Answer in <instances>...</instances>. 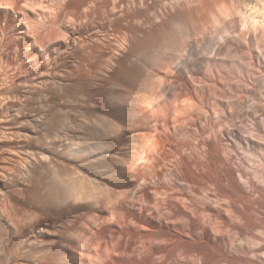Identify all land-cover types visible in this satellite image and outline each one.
<instances>
[{
    "label": "bare ground",
    "instance_id": "bare-ground-1",
    "mask_svg": "<svg viewBox=\"0 0 264 264\" xmlns=\"http://www.w3.org/2000/svg\"><path fill=\"white\" fill-rule=\"evenodd\" d=\"M53 93L63 102L45 108L41 100ZM16 98L23 105L13 107ZM29 107L33 110L26 113ZM26 122L34 127L23 126ZM19 134L29 137L27 150L18 143ZM10 141L29 153L32 186L20 195L35 210H23L14 199L5 213L0 204V264H264V190L259 186L264 184V0H0L1 151ZM165 145L192 173L195 162L184 157L185 145L204 160L229 159L235 148L245 150L238 171L221 161V173L203 160L204 168L215 169L218 183L224 177L228 181L220 214L199 212L209 213L207 224L197 222L203 217L195 214L193 197L182 199L188 211L182 210L181 219L173 207L164 209L159 194L148 223L156 230L151 239L145 241V235L141 244L131 246L118 238V252L112 227L113 232L107 230L112 237L105 236L115 242L113 252L102 255L97 249L98 257L90 258L75 248L78 231L69 213L46 215L62 198H78L74 179L82 169L100 175L104 167L113 181L123 180L131 197L138 196L135 169L158 178ZM175 172L164 178L177 181ZM98 223L89 229L90 237L97 235ZM183 235L189 237L185 245ZM85 243L83 250H93Z\"/></svg>",
    "mask_w": 264,
    "mask_h": 264
},
{
    "label": "rangeland",
    "instance_id": "rangeland-1",
    "mask_svg": "<svg viewBox=\"0 0 264 264\" xmlns=\"http://www.w3.org/2000/svg\"><path fill=\"white\" fill-rule=\"evenodd\" d=\"M183 52V51H182ZM182 52H180V54H182ZM183 54H184V52H183ZM55 93H53V95H51L50 94V96H49V98H48V101L47 100H45V99H47V98H43L44 100H41V102L43 101V102H45L46 103V106H47V103L49 104V105H51L52 106V108L51 109H54L53 107H58L57 105H59V103H61L60 101H62V99L60 100V98H59V96L58 97H56L55 95H57V94H55ZM53 97V98H50V97ZM55 97V98H54ZM18 99V100H17ZM54 99V100H53ZM18 101V103H17V101ZM16 100H14V103L13 104H15L13 107H16V106H19L18 104L20 103H23V100L22 99H19V98H16ZM22 100V101H21ZM57 100V101H56ZM19 101H21V102H19ZM47 101V102H46ZM53 101V102H52ZM12 102L13 101H11V103H10V105L12 106ZM43 102H42V104H43ZM52 102V103H51ZM57 102V103H56ZM63 102V101H62ZM51 103V104H50ZM17 104V105H16ZM54 104V105H53ZM56 104V105H55ZM21 105H23V104H21ZM20 105V106H21ZM43 105H45V104H43ZM48 105V106H49ZM46 106H44L45 108H49L50 109V107H46ZM29 108H30V110H29ZM29 108H25L24 109V111L26 112V113H28V112H32L31 110H33V108H31V107H29ZM28 111V112H27ZM27 123L28 122H26V124L25 125H23V126H26L27 125ZM30 124V123H29ZM26 127H28V128H30V127H34L33 126V124H31V125H29V126H26ZM31 129V128H30ZM30 129H27V128H25V130L22 128L21 130H23V131H28V130H30ZM20 135V134H19ZM20 137H22V142H19V141H21L20 139ZM20 137H19V139H17V141H18V143L19 144H23V146L25 145V144H27V143H29V142H27V139H28V141H29V137H27V135L25 136V135H23V134H21L20 135ZM23 137H24V139H23ZM25 137H27L26 138V140H25ZM33 139V140H32ZM31 139V143H32V145H33V143H34V145H35V142H36V144H38L37 143V139L35 140L34 138H32ZM35 140V141H34ZM17 141H15V142H17ZM24 141V142H23ZM8 142V141H7ZM7 142H4L5 144L7 143ZM13 142V141H12ZM11 141H10V144L11 145H9V143H8V145H9V147L8 146H6L5 147V150L3 151H1V149H0V156H4V154H6L5 155V160L3 159L2 160V163L4 164V167L1 169L0 168V204L3 206H1L2 207V209H3V211L5 210V213H7V211H8V209H10V207L12 206V205H14L15 203L17 204H21V205H23V207H22V209L23 210H28V211H30V210H35V208H34V205L32 204V203H30L27 199L26 200H23V199H25V198H23V196H21L20 194L22 193V191H23V189H24V187H25V189L24 190H27V189H29L31 186H32V184H31V172L29 171V155H27V154H29V153H27V154H25V150H23V149H25L26 148V146H24V147H22V149L21 148H18V150H17V148H16V146L12 143ZM14 142V143H15ZM26 142V143H25ZM225 143V145H229L228 143H226V142H224ZM16 144V143H15ZM7 145V144H6ZM13 145V146H12ZM33 145V146H34ZM15 146V147H14ZM35 146H37V145H35ZM167 145H165L164 147V150H163V152H162V154H161V156H159V161H160V163L161 164H159V165H161V166H159L158 167V172H160V170H161V172L159 173L160 175V177L158 176V178H159V180H158V178H155L154 176H155V174L153 175V174H151L152 172L150 171H148V170H144L142 167H139V168H137V169H135V170H138V171H136V172H134V173H136V174H134L135 176L137 175V176H139V179H137V180H139L140 182H139V185L141 186L140 187V192H139V194H138V196H134V198L133 197H131V195H129L130 193H128L127 191V187H126V185L124 184V182L122 183L121 182V178H119V179H121L120 181H119V179H117L118 180V182L115 180V181H113L114 179L112 178V177H109L110 175H109V173H107V172H105L104 173V171L106 170V168H104V167H102L101 168V170L103 171L102 173H100L101 172V170H99V172H98V174H100V175H97V172H95L94 174L93 173H91V172H88V170L86 171V170H84V169H82V170H80L79 171V174H83V175H85L83 178H80L81 177V175H78V173H77V175H76V179L77 180H75L74 179V181L76 182V187H77V189H78V191H77V189H76V191L78 192L77 194H78V198L76 199V198H74V199H71L70 201L68 200V198H62L60 201H57V203L58 204H56L55 206L59 209V207H60V209H59V211H58V209L57 208H55V209H53V212L54 213H57V214H54L53 212V214H50V213H48V214H46V215H57V217H58V215H65V214H68L69 216H70V218H71V221L72 220H74L73 222H71V224L72 225H76V227H77V233H75L74 234V236L73 237H75L74 239H75V242H77L75 245V248L77 249V250H79V251H81V249H82V251H85V253H87V254H89L88 255V257H90V255H92V257H98V255H97V253H98V251L100 250V252L102 251V253H100V254H106L107 255V252H109L110 253V249H111V246L113 247L114 245H115V242H117V244L119 243V241L121 240V243L124 241V244H125V242L128 240L129 241V243H131V246H132V244H134L135 246L136 245H139V244H141L142 242V239H144L145 237H147V238H145V241L147 240H149V239H151L152 237H153V233L156 231H154V228H151L152 226L151 225H149V224H151V222L149 223V221H153V219H154V217H153V219L151 218L152 216H154V209L155 208H152V206H154V204L152 203V202H154L155 203V207H156V205H157V200L159 199L160 200V198H162L163 197V199H165L164 201H165V203L164 204H166V205H164L165 207H164V209H166V208H168L167 206L169 205V207H173V208H175V209H173L172 208V210H174L173 211V214L176 216V214L177 215H180V218H181V216H182V214L183 213H186L188 210H187V208H186V206H184L185 205V203L183 202V198H186V197H188V198H190L191 199V197H193L192 198V200H193V202H194V204L193 205H195V206H193V209H197L198 210V212L197 211H194L195 212V214L197 215V213H198V217L199 218H202L203 217V219H198V221L197 222H199V221H201L200 222V224L202 225V222L203 223H206L205 221H207L208 222V217H207V215L209 216V213L211 214V212H212V215H219L220 213H219V211L221 212V210H223L222 208V205H225V188H227V187H225V186H227V180L225 179V177H224V179H225V181L223 182V180L220 182L219 181V183H218V181H217V178H216V176H215V173L214 172H216L215 171V169L213 168V167H217V168H219V170H218V172H221V171H223V168H224V166H225V164H226V166L228 167V168H231L232 170L234 169V171L236 170V171H238L239 170V168L241 169V164H242V160L244 159V157H245V150L244 149H242V148H235V151H236V153H235V151H234V153H232V154H230L229 155V159L228 158H226V157H224V156H220V157H215V160H208V159H206V160H204V157H202V156H200V152L198 151V150H196L195 148H194V150H193V148H191V150H186V149H188L187 147H186V145H185V147L184 148H182V149H185V152H183L184 154H185V158H187V160L192 164V161L193 162H197L198 161V163H201V165L199 164L198 165V163H194L193 164V170H194V173H192L191 171H187V169L185 168H183V166L181 167V163L179 162V161H177V159H178V157L176 156V154L175 153H173V151L172 150H169L170 148H168L169 146H167ZM230 147H234L233 145L231 146V144L229 145ZM10 149L11 147H14L15 149H16V151L18 152H16L15 150H14V152H13V155L11 154V152H9V149ZM14 148H11V150L10 151H13L12 149H14ZM20 149V150H19ZM23 152H22V151ZM26 150H27V148H26ZM5 151H7V152H9L10 154H8V156H7V153L5 152ZM170 151H172V153L170 152ZM191 151V152H190ZM3 152V153H2ZM190 152V153H189ZM195 152V153H194ZM198 152V153H197ZM171 153V154H170ZM192 153V154H191ZM200 153V154H199ZM164 154V155H163ZM168 154V155H167ZM173 154H175V156L173 157ZM183 154V155H184ZM194 154V155H193ZM23 155V156H22ZM165 155H166V158H163V157H165ZM3 156L2 157H0L1 159L3 158ZM7 156V157H6ZM10 156V157H9ZM22 156V157H21ZM193 156H195V158L193 157ZM28 157V158H27ZM175 157H177L176 159H175ZM200 157V158H199ZM202 157V158H201ZM224 157V158H223ZM223 158V159H222ZM16 159V160H15ZM28 159V160H27ZM196 159V160H195ZM201 159V160H200ZM218 159V160H217ZM26 160V161H25ZM175 160V161H174ZM179 160V159H178ZM203 160L204 161H206V162H204V163H206V165L207 164H211L212 163V165H213V167H212V165H209V167H212L213 169H207V168H204L205 166L202 164V162H203ZM228 160V161H227ZM177 161V162H176ZM221 161H223L222 162V164H224V166L221 164ZM226 161V162H225ZM9 164H8V163ZM168 164H167V163ZM178 162H179V164H180V166H179V164H178ZM215 162V163H214ZM166 163V164H165ZM170 163H173V164H170ZM176 163H177V165H176ZM217 163H219V164H217ZM56 167H61L62 165H60L59 166V164H61L60 162L59 163H57L56 162ZM15 165V166H14ZM165 165V166H164ZM177 167H176V166ZM196 165H198L199 167H196ZM174 166V167H173ZM179 166V167H178ZM200 166H201V169L203 170V171H201V169H200ZM219 166V167H218ZM220 166H222L221 168H220ZM240 166V167H239ZM6 167H8V168H6ZM11 167V168H10ZM20 167L22 168L21 169V171H20ZM25 167V168H24ZM167 167V168H166ZM203 167V168H202ZM10 168V169H9ZM14 168V169H13ZM27 168V169H26ZM57 168V169H58ZM140 168H142V170L140 169ZM197 168V169H196ZM18 169V170H17ZM26 169V170H25ZM60 169V168H59ZM58 169V170H59ZM105 169V170H104ZM169 169V170H168ZM179 169V170H178ZM182 169V170H181ZM195 169H196V171H195ZM204 169H206V170H204ZM238 169V170H237ZM2 170H3V172H4V174H2ZM10 170V171H9ZM24 170V171H23ZM134 170V171H135ZM172 170H174V171H176L175 173H177L176 174V177H177V181H176V179L174 180V179H171L170 180V178H168V176H167V178H164V177H166V175L164 176V174H166L168 171H172ZM185 170H186V172H185ZM199 170V171H198ZM210 170H213V173H214V176H213V173H212V171H210ZM6 171V172H5ZM7 171H9L8 173H7ZM26 171H28V172H26ZM82 171V173H80ZM85 171V172H84ZM145 171V172H144ZM147 171V172H146ZM181 171V172H180ZM205 171H210L209 172V174L208 173H206ZM16 172V173H15ZM188 172V173H187ZM198 172H199V174H198ZM202 172H205V173H202ZM9 174V175H7V174ZM15 173V174H14ZM22 174V175H20V174ZM27 173V174H26ZM141 173V174H140ZM147 173V174H146ZM151 174V175H153V176H151V175H149V174ZM162 173V174H161ZM181 173H183V174H181ZM197 173V174H196ZM221 173H223V172H221ZM220 173V174H221ZM192 176H191V175ZM209 176H208V175ZM210 174H211V176H210ZM88 175V176H87ZM102 175V176H101ZM107 175V176H106ZM186 175V176H185ZM194 175V176H193ZM196 175H197V177H196ZM200 175V176H199ZM202 175V176H201ZM2 176V177H1ZM11 176H12V180H10L11 179ZM80 176V177H79ZM90 176V177H89ZM100 176V177H99ZM136 176V178H138ZM145 176V177H144ZM188 176H189V178H188ZM198 176H199V178H198ZM205 176V177H204ZM207 176V177H206ZM7 177H10V178H7ZM79 179H78V178ZM141 177V178H140ZM152 177V178H151ZM156 179H154V178ZM200 177L203 179V178H205L203 181H202V179H200ZM214 179H213V178ZM21 178V179H20ZM24 178H26V179H24ZM91 178H92V180H91ZM147 178V179H146ZM193 180H192V179ZM196 178V179H195ZM198 178V179H197ZM207 178V179H206ZM211 178V179H210ZM15 179H17V181L15 180ZM28 179V180H27ZM146 179V180H145ZM180 179V180H179ZM23 180V181H22ZM85 180V181H84ZM97 180V181H96ZM99 180V181H98ZM175 182H174V181ZM195 180V181H194ZM197 180V181H196ZM214 180H216L217 181V183H216V181H215V183H214ZM19 181V182H18ZM113 183H112V182ZM123 181V180H122ZM156 181V182H155ZM180 183H179V182ZM202 183H201V182ZM206 181V182H205ZM227 181V182H226ZM12 182V183H11ZM78 182V183H77ZM111 182V183H110ZM116 184H115V183ZM194 182H195V184H194ZM197 182H199L198 184H197ZM11 183V184H10ZM25 183V184H24ZM29 183V184H28ZM146 183V184H145ZM156 183V184H155ZM183 183V184H182ZM240 183H242V184H239V186L242 188V190L246 193V194H248V195H253V189L251 188V189H249V188H246L247 186L246 185H244V183L243 182H240ZM148 184V185H147ZM200 184H202L203 186H200ZM221 184V185H220ZM226 184V185H225ZM24 185V186H23ZM91 185H93V186H91ZM123 185V186H122ZM125 185V186H124ZM177 185V186H176ZM181 185V186H180ZM184 185V186H183ZM197 185V186H196ZM205 185V186H204ZM223 185V186H222ZM15 186V187H14ZM175 186V187H174ZM221 187V189H222V191H219V192H217L219 189H220V187L219 188H216V187ZM246 186V187H245ZM259 186L261 187V188H263V190H264V184H259ZM22 189H21V188ZM28 187V188H27ZM90 187V188H89ZM204 187V188H203ZM206 187V188H205ZM209 187V188H208ZM15 188V189H14ZM27 188V189H26ZM156 188V189H155ZM175 188V189H174ZM180 188V189H179ZM197 188V189H196ZM214 188H215V190H214ZM240 188V189H241ZM18 189V190H17ZM90 191H89V190ZM178 189V190H177ZM218 189V190H217ZM220 189V190H221ZM17 190V191H16ZM21 190V191H20ZM181 192H180V191ZM184 190H186V191H184ZM196 190V191H195ZM12 191V192H11ZM156 191V192H155ZM194 191V192H193ZM198 191V192H197ZM212 191V192H211ZM224 191V192H223ZM248 191V192H247ZM249 191H251V193L249 192ZM2 192V193H1ZM5 192V193H4ZM172 192V193H171ZM206 192V193H205ZM11 193V194H10ZM17 193V194H16ZM81 193V194H80ZM142 193V194H141ZM223 193V194H222ZM12 196V198H11V196ZM79 194H80V196H79ZM83 194V195H82ZM160 194V198H158L159 195ZM162 194V195H161ZM170 194V195H169ZM175 196H174V195ZM198 194V195H197ZM221 194V195H220ZM144 195V196H143ZM156 197H155V196ZM166 195H168V197L166 196ZM186 195V196H185ZM191 195V196H190ZM8 196V197H7ZM18 196V197H17ZM153 196H154V198H153ZM162 196V197H161ZM166 196V197H165ZM179 196V197H178ZM79 197H81V198H79ZM143 197V198H142ZM165 197V198H164ZM171 197V198H170ZM173 197V198H172ZM182 197V198H181ZM158 198V199H157ZM167 198V199H166ZM175 198V199H174ZM180 198V199H179ZM196 198V199H195ZM200 198V199H199ZM215 198V199H214ZM222 198V199H221ZM17 199V202H15V200ZM22 199V200H21ZM81 199V201H79L78 202V200H80ZM85 201H84V200ZM136 199V200H135ZM157 199V200H156ZM225 201H224V200ZM12 200V201H11ZM67 202H66V201ZM76 200V201H75ZM117 200H123V201H120V203L117 201ZM133 200H135V201H133ZM158 200V201H159ZM167 200V201H166ZM179 200V201H178ZM198 200V201H197ZM207 200V201H206ZM208 200H210V201H208ZM65 201V203H63ZM75 201V202H74ZM130 201V202H129ZM145 201V202H144ZM148 201H149V203H152V204H149L148 203ZM178 201V202H177ZM216 201V202H215ZM221 201H223V202H221ZM5 202V203H4ZM15 202V203H14ZM25 202H27V203H25ZM29 202V203H28ZM119 204H118V203ZM121 202H122V206H120V204H121ZM124 202V203H123ZM129 204H128V203ZM135 202V203H134ZM143 203V206H141L142 205V203ZM167 202H168V204H167ZM171 202L174 204H171ZM181 202H183V203H181ZM81 203V204H80ZM131 203H133V204H131ZM140 203V204H139ZM61 204V205H60ZM116 204H118V205H116ZM123 204H124V206H123ZM134 204H135V206H134ZM149 206H148V205ZM176 204V205H175ZM216 206H215V205ZM9 205H11V206H9ZM63 205V206H62ZM131 205V206H130ZM139 205L141 206L140 208H139ZM172 205V206H171ZM182 205V206H181ZM220 205H221V208H220ZM238 205H240V206H238V207H240V208H242L243 207V205H242V203H239ZM64 206H66V207H64ZM77 206V207H76ZM117 206V207H116ZM127 206H128V208H127ZM144 206H146V207H148L147 209H146V207H144ZM151 206V207H150ZM184 206V207H183ZM210 206V207H209ZM6 207V208H5ZM29 207V208H28ZM121 207H123V209L121 208ZM125 207V208H124ZM135 207V208H134ZM143 207V209H145V210H143V209H141ZM62 208V209H61ZM64 208V209H63ZM70 208H72V209H70ZM116 208V209H115ZM131 208V209H130ZM177 208H181L180 210H181V212H180V214L179 213H176V211L175 210H177L178 212H179V209H177ZM185 208H186V210H185ZM7 209V210H6ZM66 209V210H65ZM152 210L151 212L153 213H150L148 210ZM202 209H205L206 211L208 210V212H206V214L204 215V216H202L201 215V213H199V212H201L202 211ZM61 210V211H60ZM69 210V211H68ZM182 210H184L183 211V213H182ZM210 210V211H209ZM68 211V212H67ZM132 211V212H131ZM204 211V210H203ZM218 211V212H217ZM262 211V210H261ZM64 212H65V214H64ZM141 212H143V213H141ZM145 212V213H144ZM147 212H148V214H147ZM263 212V211H262ZM83 213V214H82ZM264 213V212H263ZM74 214V215H73ZM110 214H113V215H111L110 216ZM150 214H152L151 216H150ZM45 215V216H46ZM115 215V216H114ZM128 215V216H127ZM146 215V216H145ZM117 216V217H116ZM183 216H184V214H183ZM76 217V218H75ZM80 217V218H79ZM99 217V218H98ZM107 217V218H106ZM114 217H116V220H115V218ZM126 217H128V218H126ZM179 217V216H178ZM205 217V218H204ZM207 217V218H206ZM105 218V219H104ZM109 218V219H108ZM111 218V219H110ZM118 218H119V220H121V221H119L118 223H116V225H115V223L114 222H117L118 221ZM133 220H132V219ZM148 218V219H147ZM122 219H123V222L125 221H127L126 222V225L128 224L129 226L127 227V226H124V224H122L123 222H122ZM131 219V220H130ZM138 220V222L139 223H137L136 221ZM181 219H183V218H181ZM97 221V223L99 222L101 225H98V227H97V235H95V237L94 236H92V237H90L89 236V229L90 228H92V227H94L93 226V223L95 222V221ZM104 220V221H103ZM108 220H110L109 222H112V220L114 221V222H112L114 225H111L112 223H110V224H108ZM142 222H140V221ZM204 220V221H203ZM81 221V222H80ZM104 222V223H102V222ZM133 221V222H132ZM182 221V220H181ZM221 221V220H220ZM29 222V221H28ZM74 222H77V223H74ZM122 222V223H121ZM131 222V224H129V223ZM136 222V223H135ZM98 223V224H99ZM107 223V224H106ZM119 223H121L120 225H119ZM134 223L135 224H137L136 226H134ZM140 223L142 224L141 226H140ZM149 223V224H148ZM69 225V226H72V225ZM104 224H106V225H108V226H104ZM133 224V225H132ZM145 224V225H144ZM207 224V223H206ZM206 224H204V225H206ZM233 224H234V222H233ZM78 225V226H77ZM117 225H119V226H117ZM147 225H149V226H147ZM28 226H29V223H28ZM109 226H111V227H109ZM121 226H122V228L124 229V228H127L128 230H125L124 229V231L125 232H123V234H124V236H125V233H126V231H128L127 233H126V237H123L122 238V236H121V234H122V232L121 231H123V229L121 228ZM145 226V227H144ZM151 226V227H150ZM109 227V228H108ZM112 227H115L116 228V230H115V228H112ZM119 227V228H118ZM136 227H137V229H136ZM151 229H153V230H151ZM111 228V229H110ZM142 228V229H141ZM224 228H225V226H224ZM223 228V229H224ZM108 229H110V231L111 232H113L112 231V229L113 230H115L116 232H113L112 234L114 235L115 234V236H117V237H115V236H113L112 237V235L110 234L111 232H109V231H107ZM119 229V230H118ZM243 230L244 229H250L251 231H252V228H249V227H243L242 228ZM241 229V230H242ZM102 230V231H101ZM105 230V231H104ZM117 230H118V232L120 233L121 232V234H119L118 232H117ZM131 230V231H130ZM138 230V231H137ZM225 231H226V229H224ZM102 233H101V232ZM104 231V232H103ZM107 231V232H106ZM141 231V232H140ZM149 231V232H148ZM223 231V230H222ZM224 231V232H225ZM99 232H100V234H99ZM144 232V233H143ZM107 233V235H111V237L113 238V240L115 239V242L112 240V238H110L109 236H105V234ZM109 233V234H108ZM130 233H131V235H130ZM148 233V234H147ZM103 234V235H102ZM119 234V235H118ZM122 234V235H123ZM142 236H141V235ZM153 234V235H152ZM136 235V236H135ZM146 235V236H145ZM84 236H85V238H84ZM100 238H102V239H100ZM119 236H121V237H119ZM133 238H132V237ZM145 236V237H144ZM180 236H182V235H180ZM88 237H90V239H88ZM128 237V238H127ZM135 237V238H134ZM143 237V238H142ZM149 237H151V238H149ZM95 238V239H94ZM97 238H98V245L96 244L97 243ZM118 238L120 239V240H118ZM139 240H138V239ZM149 238V239H148ZM183 240H185V241H182L181 243H182V245H185L186 243H187V240H189V237L188 236H184L183 235ZM185 238H188V239H185ZM87 239V240H86ZM90 240V241H89ZM93 240V241H92ZM95 240V241H94ZM113 241V243L111 242V241ZM118 240V241H117ZM131 240H132V242H131ZM135 240H136V242H135ZM85 241H87V242H90V246H93L92 248H93V250L92 249H90V251L88 250H83V249H85L84 248V246L85 245H83V244H86L85 243ZM128 241H127V243H128ZM144 241V240H143ZM92 242V243H91ZM100 242V243H99ZM137 243V242H139V244L137 243V244H135V243ZM141 242V243H140ZM121 243H119V245L116 247H114V249L113 250H119V246H120V244ZM180 243V244H181ZM93 244V245H92ZM101 244V245H100ZM111 244V245H110ZM113 244V245H112ZM116 244V245H117ZM123 244V245H124ZM130 245V244H129ZM133 245V246H134ZM97 246V247H96ZM81 247V248H80ZM83 247V248H82ZM96 247V248H95ZM97 249H98V251H97ZM173 249V248H172ZM172 249H169L170 250V254L168 253L169 252V250L167 251V254L168 255H171L172 253H173V250ZM113 250L111 251V252H113ZM107 251V252H106ZM93 254H92V253ZM96 252V253H95ZM104 252H106V253H104ZM119 252V251H118ZM98 253V254H99ZM97 256H96V255ZM94 255V256H93ZM167 255V256H168ZM92 257H90V258H92ZM94 257V258H95ZM168 257H170V256H168ZM89 259V258H88ZM108 264V263H107Z\"/></svg>",
    "mask_w": 264,
    "mask_h": 264
}]
</instances>
